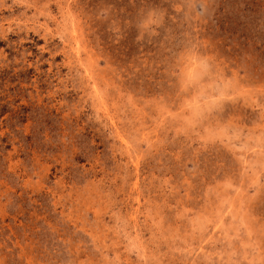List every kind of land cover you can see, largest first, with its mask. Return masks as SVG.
Instances as JSON below:
<instances>
[{
    "label": "rangeland",
    "instance_id": "1",
    "mask_svg": "<svg viewBox=\"0 0 264 264\" xmlns=\"http://www.w3.org/2000/svg\"><path fill=\"white\" fill-rule=\"evenodd\" d=\"M0 264H264V0H0Z\"/></svg>",
    "mask_w": 264,
    "mask_h": 264
}]
</instances>
